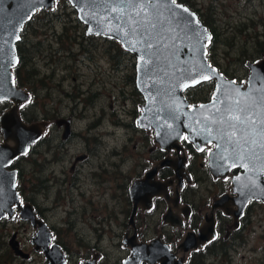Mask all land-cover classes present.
Here are the masks:
<instances>
[{
    "label": "rangeland",
    "instance_id": "rangeland-1",
    "mask_svg": "<svg viewBox=\"0 0 264 264\" xmlns=\"http://www.w3.org/2000/svg\"><path fill=\"white\" fill-rule=\"evenodd\" d=\"M181 1L198 10V16L214 34L213 43L207 49L212 66L228 79L238 83L246 81L249 73L244 63L259 60L264 54V0ZM35 18L47 28L35 34L29 32L33 43L42 41L46 33L52 32L54 37L50 47L43 42L40 52L30 50L32 64L25 67L27 72L39 73L40 78L31 83L43 89L36 92L37 99L29 115L42 116V111L51 115L57 108L61 116L72 117L76 137L64 152L46 155V162L44 153L41 157L37 148L23 158L17 164L20 170L18 191L22 201L41 209L54 231L55 241L74 261H77V253L97 245L105 255L104 264H120L124 253L119 244L129 209L125 200L123 205L114 202L116 176L119 180L122 178L123 186L128 185L127 180L134 179L141 171L148 154L142 129L138 128V134L129 129L139 115L137 104L143 103L135 88V59L128 54L119 56L115 49L120 47L111 41L86 37L84 25L66 0H58L52 11H41ZM52 73L50 80L44 78ZM200 87L190 92L196 101L206 97L210 90L209 86ZM77 90L82 93L78 97L80 101L72 100ZM103 113H106L104 120ZM117 120L123 122L124 127H117ZM79 135H83L82 138H78ZM85 139L91 150L96 148L97 155L79 165V186L73 189L69 185L70 165L76 156L89 154ZM44 148H40L42 152ZM91 175L97 177L96 184ZM253 205L261 206L252 209L250 220L240 235L246 243L238 248L233 264H264V204ZM5 226V231V227L0 226V237L4 236L0 242L7 245L16 232L20 244L32 252V259L47 263L32 251L28 224L13 222Z\"/></svg>",
    "mask_w": 264,
    "mask_h": 264
},
{
    "label": "water",
    "instance_id": "water-1",
    "mask_svg": "<svg viewBox=\"0 0 264 264\" xmlns=\"http://www.w3.org/2000/svg\"><path fill=\"white\" fill-rule=\"evenodd\" d=\"M56 1L0 0V100L13 104L0 118V221L17 216L29 222L36 230L31 243L43 253L46 264H68L60 246L51 243L52 232L32 204L21 202L17 171L10 169L46 127L45 123L25 124L18 114L29 100L23 90L15 88L12 73L18 65L19 33L32 16L51 11ZM66 1L86 27L87 36L113 40L134 56L135 85L144 101L137 122L154 131L155 144L179 149L184 138L196 148L214 144L208 162L214 177L230 169L242 171L232 177L234 202H264V58L247 63L249 77L238 84L210 65L206 47L212 35L184 5L172 0ZM211 81L215 89L209 102L192 104L185 98V90ZM167 162L146 173V181ZM145 185L136 182L130 192ZM129 249L131 254L122 264H154L165 257L158 258L153 246H140L138 252L135 247ZM81 264H97V259Z\"/></svg>",
    "mask_w": 264,
    "mask_h": 264
},
{
    "label": "flooded vegetation",
    "instance_id": "flooded-vegetation-1",
    "mask_svg": "<svg viewBox=\"0 0 264 264\" xmlns=\"http://www.w3.org/2000/svg\"><path fill=\"white\" fill-rule=\"evenodd\" d=\"M176 2L192 10L198 17V10L190 7L186 4V1L176 0ZM36 14H39V12ZM36 14L22 27L19 33V41L16 44L18 65L12 70V73L15 88L23 90L24 93L29 96V100L23 103L19 109L18 114L22 122L25 124L45 123L46 127L42 130L37 142L30 145L28 153L17 158L10 165V169L17 171V185L20 176V170L17 164L35 148L38 149L37 152L41 157L44 153L43 160L46 162L48 161L46 155L50 152H64L66 146L70 145V142L76 137L72 117L66 118L61 116L57 108L52 110L51 115L42 110V116L37 115L32 117L29 115L31 105L35 104L34 100L37 99L36 92L43 89L39 88V86H33V83L40 78L39 73L36 71L35 76L31 77L34 71L27 72L26 67L32 64L33 60L30 50L36 49L37 51H34L35 53L40 52L43 42L50 47L51 39L54 37L52 32L50 34L46 33L42 41L33 43V37L28 35L29 32L35 34L37 31L47 28V26L43 27L39 24V21H36ZM205 27L212 35L210 44L206 47V57L210 63L207 49L213 43L214 34L209 26ZM89 37H92L90 38L92 40L100 39L93 36ZM121 55H125V53L123 52ZM121 55L119 54V56ZM263 58L264 54H261V59L247 61L244 63V66L246 68L247 63H255ZM95 63L96 62H94V64ZM218 72L220 71L218 70ZM53 76L52 73L51 76L46 75L44 78L50 80ZM248 77L249 74L247 79ZM241 83L242 82L238 84ZM60 84L61 82L59 81L56 87L57 89ZM207 85L210 87V90L206 94V97L201 100L198 99V103L195 104L207 103L212 99L215 89L214 83H202L195 88L199 89L198 87ZM41 87H44V85ZM61 92L65 94L63 91ZM89 92L90 89L87 90L88 94ZM136 92L140 94L137 88ZM81 95L82 93L77 90L74 96H72V100H79L78 97H81ZM87 103L86 100L84 110L87 109ZM135 103H138V101ZM143 105L144 101L142 104H137V112L139 115L135 121H133V125L129 127L134 134H138V128L142 129L144 136L147 138L146 140L142 136L146 140L148 146V154L142 163L143 168L134 179L129 178L127 180L130 181L128 185L123 186L122 178L120 177L119 180V176H116V181L118 182H116L114 186V202L116 205H123V200H125V205H128L129 209L127 225L121 236V243L119 244L121 251L124 253V257L120 260V264L130 256L129 246L135 247L138 252L140 246L146 245L154 247L153 250L159 253L156 255L158 258L162 255L165 256L161 261L158 259L154 264H233L234 257L238 255L239 252L238 248L244 247L246 243V240H242L240 235L245 225L250 220L249 216L252 213V209H254V206H261L253 204H264V202L249 200L245 205H237L234 202L235 194L232 192V177L242 174V171L240 169H230L226 175L223 174L214 177L208 166L210 153L215 149L214 144L200 145L196 148L184 138L179 143V149L158 147L155 144L154 131H147L138 126L137 120L140 117ZM12 106L13 104L10 100H0V118L5 112L9 111ZM105 117L106 113H103L102 119L104 120ZM116 124L118 125L117 127H124V123L119 120H117ZM90 130H92V128L88 129V131ZM81 136L83 135H79L78 138H82ZM84 141L86 142V150H88L89 154L76 156L72 161L70 165V173L72 175V179L69 183L70 188L79 186V165L90 161L92 158H96L97 155L96 148L93 150L90 149L88 139ZM0 144H3L1 129ZM43 146L46 148V150L44 148L45 152L44 150L42 152L40 149ZM55 159L56 161L60 160L59 157ZM162 161L168 162L166 165L159 167L153 176L146 181V173L152 171ZM121 163L119 165L120 167L122 166ZM98 177L102 179L101 176ZM96 179L97 177L95 176L93 178L95 184L97 181ZM136 182H143V184L146 183V185L141 189H133L131 193L130 190ZM117 191L119 194L116 193ZM21 202L28 203L22 201V198ZM32 206L34 207L36 215L49 227L41 209L35 205ZM5 220L9 223H6ZM13 222L28 224L31 228V237L33 240L36 230L32 228L29 222L19 220L17 216L12 220H8L7 218L1 220L0 226L5 227V231V225H9ZM49 229L52 232L51 243L58 244L54 238V231L50 227ZM17 235L18 233L15 232L7 242V245L5 242H0V264H42L41 261L36 262L32 259V252L24 249ZM3 237L4 236L0 237L1 241ZM186 238H188V242L184 243ZM61 249L66 255L68 264H81L91 260L92 257L97 259V264H104L103 260L105 255L97 245L93 246L91 250L84 251V253H77V261H74V257L66 252L63 246ZM166 249L168 253L165 252ZM32 251L35 256L44 258L42 252L35 251L33 247ZM141 264L147 263L142 262Z\"/></svg>",
    "mask_w": 264,
    "mask_h": 264
},
{
    "label": "trees",
    "instance_id": "trees-1",
    "mask_svg": "<svg viewBox=\"0 0 264 264\" xmlns=\"http://www.w3.org/2000/svg\"><path fill=\"white\" fill-rule=\"evenodd\" d=\"M202 22H203L204 25H206V24H205V21L202 20ZM206 26H207V25H206ZM111 43L114 44V42H111ZM117 47H118V46H117ZM115 50L121 55L122 51L120 50V48H119V49L116 48ZM120 52H121V53H120ZM16 69H17V68H16ZM35 74H36V72H34V74H33L31 77L35 76ZM207 86H208V85H207ZM193 90L197 91L196 88H195V89L187 90L186 93H185V96H186V98H187L189 101L194 102V103H198V101H196V100L193 98V96L190 95V92L193 91ZM191 99H192V100H191ZM36 191H39V189H37Z\"/></svg>",
    "mask_w": 264,
    "mask_h": 264
},
{
    "label": "snow or ice",
    "instance_id": "snow-or-ice-1",
    "mask_svg": "<svg viewBox=\"0 0 264 264\" xmlns=\"http://www.w3.org/2000/svg\"><path fill=\"white\" fill-rule=\"evenodd\" d=\"M172 3L175 4L176 3V0H172ZM184 11H187V9H184Z\"/></svg>",
    "mask_w": 264,
    "mask_h": 264
}]
</instances>
